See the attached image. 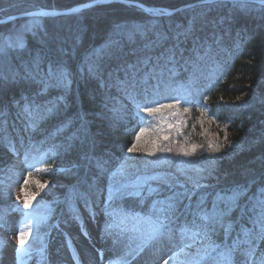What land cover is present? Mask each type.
I'll return each instance as SVG.
<instances>
[{"label":"trees","instance_id":"16d2710c","mask_svg":"<svg viewBox=\"0 0 264 264\" xmlns=\"http://www.w3.org/2000/svg\"><path fill=\"white\" fill-rule=\"evenodd\" d=\"M10 1L0 0V9ZM33 1L27 10H61L90 0ZM135 1L168 9L196 4L173 14L122 2L98 4L45 17L22 47L0 50V213L16 199L11 179L25 170L22 195L31 218L86 221L95 208L173 224L196 237L181 254L189 259L212 246L229 248L252 228L260 234L239 243L236 263L261 264L264 5ZM5 26L0 24V32ZM117 39L124 41L125 54L100 57L99 49ZM157 87L161 96L154 93ZM184 87L189 95L179 93ZM177 100L189 109L182 133L158 143L157 149L173 151L156 158L159 150L138 146L150 124L142 109ZM210 143L219 151L210 150ZM192 144L203 147L182 160L177 149ZM147 153L149 159H142ZM6 173L9 179L2 182ZM234 192L238 199L229 203ZM213 209L223 214L222 223L202 220Z\"/></svg>","mask_w":264,"mask_h":264},{"label":"rangeland","instance_id":"374dc122","mask_svg":"<svg viewBox=\"0 0 264 264\" xmlns=\"http://www.w3.org/2000/svg\"><path fill=\"white\" fill-rule=\"evenodd\" d=\"M32 2L34 1L11 0L4 9H0L1 14L4 12L3 17L0 16V18L28 12L30 10L27 9L30 8ZM242 7L248 12H259V9L255 7L243 5ZM43 18L45 17H20L3 23L6 26L0 32V50L17 46L18 38L25 43L30 33L40 29ZM144 34L146 36V33ZM162 41L159 40V43ZM153 43L154 41L151 40L145 45L151 46ZM99 52L100 57L106 56L105 58L107 56L109 58L114 57L116 52H120L123 56L126 52L125 43L122 39L113 40L103 45ZM105 62L104 59L98 64V68H103ZM178 72L179 69L175 68L174 74ZM46 88L47 85H44V90ZM180 91L182 95H189L191 89L184 87ZM154 93L156 96H161L163 90L157 87ZM147 114L150 115L147 135L144 136V141L138 146L142 147L145 144L143 149L150 148L152 153H157L159 150L160 153L159 155L157 153L156 158L161 159L162 151L157 149V144L164 137L167 139L176 138L182 133L185 124L183 119L184 107L178 103L176 108H161L155 114ZM140 149L137 147V150ZM142 157V159L148 160L149 153ZM183 159H187V156L182 157ZM18 175L20 180H16L15 197L21 198L20 188L23 186L24 179L20 173ZM8 176L9 174L6 173L2 182ZM261 200H264V188L257 199L258 204L264 207L259 203ZM22 206L23 201L18 199L13 208L15 212L0 215V239L2 240L0 264H229L227 258L229 250L224 253L213 249L209 253L200 255L193 262L182 258L179 253L187 243L194 239V234L178 231L172 227L165 233H154L153 229L156 228L154 221L140 220L116 212L92 211L84 224L70 220L63 225L65 230L57 225L50 229L48 224L25 219L20 213ZM30 222L31 235L28 237L24 248L20 249L17 239L18 232L22 225H28ZM24 230L27 231V228ZM248 231L251 232V235L247 237V240L258 235V231L252 229ZM37 235H41L45 243L50 236L44 245L47 250H44L42 254H35V259H32L26 251V247L41 246L42 242L36 240ZM236 248L234 246L233 251H231V264H235L233 252Z\"/></svg>","mask_w":264,"mask_h":264},{"label":"snow or ice","instance_id":"6c2138e0","mask_svg":"<svg viewBox=\"0 0 264 264\" xmlns=\"http://www.w3.org/2000/svg\"><path fill=\"white\" fill-rule=\"evenodd\" d=\"M17 46H20V47L23 46L22 39H19L18 38ZM178 103H179V100H177V103L176 104H165V105H159L158 107H145L142 110L144 112L149 113V114H155L161 108H169V109L176 108L177 105H178ZM184 111L185 112H188L189 109L185 108ZM193 127H195V126H193ZM177 131H179V129H177ZM143 132H144V129L141 128L140 133H138L137 136H136V141H139L140 140V136H141V134ZM164 138L167 139V137H164ZM200 147H203V145L192 144V145H189L187 147L186 146H181V147H179L177 149V152L179 154H182V155L187 156V155H190L192 153H195V151L197 150V148H200ZM208 147H209L210 150L219 151V146L213 145L211 143L208 145ZM135 149H136V144L134 143L132 145V147H130L128 149V151L129 152H132ZM144 150L145 151H148V149H144ZM161 151L172 152L173 149L170 148V147H165V148H162ZM48 167H50V166H48ZM47 170H48V168L46 167L45 168V171H47ZM29 176H31V173H29ZM25 183H27V180L25 181ZM41 187H43V185H41ZM130 194H139V193L134 192V193H130ZM238 196H239V193L238 192H234L232 196L227 197L226 199L228 200L229 203H235V201L238 199ZM18 199H19V197H18ZM259 203L262 204V205H264V200L259 201ZM23 206H24V208H29L30 207V204H29V202H28L27 199H25ZM222 215L223 214L218 213V212H216L215 209H213V212L211 214L205 213L202 216V220L205 221L206 223H215V222H221L222 223ZM163 227H164V225L161 223L158 227H156V228L153 229L154 233H159L161 231V229H163ZM25 228H27V231L24 230ZM225 228H226V231L227 230H230L231 225H226ZM182 231L183 232H187V231H189V229L188 228H185V229H182ZM262 231H264V228H262ZM30 235H31V222L28 225H22L21 226V230L18 232L17 239H18V244H19V248L20 249H23L24 248V246H25V244L27 242V239H28V237ZM250 235H251V232L248 231V230H245L243 232V236L245 237V242H249V241H247V237H249ZM234 246L235 247H238L239 246V243L238 242H234ZM18 251H19V249H18ZM247 255L248 256H252L253 255L251 249H249V251L247 252ZM227 258H228L229 264H231V250L227 254ZM261 264H264V260L261 261Z\"/></svg>","mask_w":264,"mask_h":264},{"label":"water","instance_id":"95a60500","mask_svg":"<svg viewBox=\"0 0 264 264\" xmlns=\"http://www.w3.org/2000/svg\"><path fill=\"white\" fill-rule=\"evenodd\" d=\"M115 1L123 2V3L128 4V5L138 6L142 9H144L146 12L156 11V12H161V13H165V14H173V13H175L181 9H184L186 7H189V6L196 4V3H191L189 5L187 4V5L180 6L176 9H168L166 7H152V6H149L147 4L142 3L140 1H135V0H90L88 2L80 3L77 5H74L70 8L61 9V10H58V9H56V10L35 9V10H30L28 12L19 13L17 15L7 16L5 18H0V24L12 21V20H14L16 18H20V17H36V16L46 17V16H59V15L72 14V13L78 12L80 10L88 9V8L93 7L95 5H98V4L112 3ZM212 1H215V0H202V1H199L197 3H207V2H212ZM229 1H250V2H255L258 4L264 5V0H229Z\"/></svg>","mask_w":264,"mask_h":264},{"label":"bare ground","instance_id":"6f19581e","mask_svg":"<svg viewBox=\"0 0 264 264\" xmlns=\"http://www.w3.org/2000/svg\"><path fill=\"white\" fill-rule=\"evenodd\" d=\"M189 5V4H188Z\"/></svg>","mask_w":264,"mask_h":264}]
</instances>
